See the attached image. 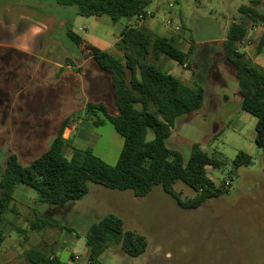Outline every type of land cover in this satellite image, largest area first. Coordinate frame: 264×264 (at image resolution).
Wrapping results in <instances>:
<instances>
[{
  "label": "rangeland",
  "instance_id": "1",
  "mask_svg": "<svg viewBox=\"0 0 264 264\" xmlns=\"http://www.w3.org/2000/svg\"><path fill=\"white\" fill-rule=\"evenodd\" d=\"M8 2L39 7L46 12L52 11L48 7L50 4L62 10L71 11L74 8L60 7L55 0ZM158 2L159 0H152L148 9L153 11ZM161 2L166 8L168 3H174L172 13L180 16L183 26L180 24L179 28L180 31L183 29L184 38L193 43H201L195 45L188 55L197 68V72L194 71L193 79L196 83L193 86L203 88L208 74H211V80H218L220 68L225 63L231 67L225 60L224 49L218 40L226 34L232 21L242 23L245 18L249 22L239 12V8L251 5L252 0ZM260 4V10L264 12V0H260ZM69 16L71 14H65V17ZM156 17L160 18L158 15ZM92 22L90 19L85 21L87 30L81 32L78 39L85 40L87 33L108 35L105 29L118 27L110 23L106 28L96 29ZM101 22L110 21L103 17ZM46 37L56 40L55 46L69 51L71 57L80 54L75 42L66 36L63 28H53ZM258 42L256 40L253 43L251 55L254 57L257 56ZM117 54L121 56V53ZM10 60L5 52H0V179L10 153L16 154L20 165L28 166L49 148L61 121L70 115L74 131H66L64 139L70 141L75 148H90L96 157L107 165L114 166L122 149L123 139L108 123L95 127V117L87 116L82 109L83 98L98 92L108 112L117 115L110 74L98 68L101 75L90 81L82 75L83 72L87 74L92 70V65H88L76 81L71 80L72 89L68 95L64 93L62 99L44 82H38L34 90H24L17 96L19 87L26 85L20 84L16 79L19 74L17 68L10 65ZM148 61H153V58L149 57ZM258 62L264 64V46L258 54ZM176 66L180 68L179 65ZM34 67L33 64L23 66L22 77L28 78ZM161 69L163 72L167 71ZM223 86L213 83V88L207 95L210 103L176 120L166 146L180 153L185 162L194 144L209 156L224 162L222 169L208 167L206 171L217 187L225 184L223 186L229 189L227 194L209 199L196 209L183 210L163 191L161 185L153 187L145 197H135L130 190L106 189L89 183L87 195L80 200L50 206L39 203L32 189L19 185L13 193L12 201L17 206L16 203L10 205L12 215L7 212L3 219L8 223L9 217H14L11 220L15 223L18 221L23 231L19 228L14 230L15 226L7 223L6 229L3 224L0 225V234L4 235L0 248L5 246L6 260H13L8 263L29 264L26 252H23V247L28 246L26 235L36 233L40 238L39 231L51 230L56 234L55 244L42 249L44 255L53 253L61 264H87L86 233L91 225L103 217L114 215L121 219L124 231L143 236L147 247L141 256L131 258L119 246H111L98 258V264H264V149L258 148L254 143L255 117L237 109L235 101L240 97L236 81L224 79ZM219 94L229 96L230 102L224 105L218 98ZM13 102L16 103L17 112L21 113V123L14 122L12 118L2 122L1 113ZM235 117L248 119L239 133L228 128L229 122ZM21 128L25 141L15 133ZM5 130L8 133H4ZM152 137V132H149L148 139ZM238 152L249 155L252 164L234 170L232 161ZM63 153L65 157L71 158V145H66ZM173 189L182 200L192 199L195 195L181 182H176ZM51 212L56 214L49 215ZM35 216L47 219L51 226L32 230L30 222ZM18 217L23 218L22 221ZM11 222L9 224H15ZM72 255L78 256V259H73ZM1 261L0 264H4L2 258Z\"/></svg>",
  "mask_w": 264,
  "mask_h": 264
},
{
  "label": "trees",
  "instance_id": "2",
  "mask_svg": "<svg viewBox=\"0 0 264 264\" xmlns=\"http://www.w3.org/2000/svg\"><path fill=\"white\" fill-rule=\"evenodd\" d=\"M60 6H74L82 17H108L116 22L120 19H137L146 16V8L152 0H55ZM260 0L241 6L239 12L251 22L264 24V12ZM243 24H231L223 48L226 59L235 71L242 111L255 117L254 143L264 149V70L258 68L238 52L236 44L245 38ZM82 57H90L101 71L109 73L117 115H111L103 103L88 102L85 112L95 117V127L110 124L123 139V146L114 166H109L96 157L90 148L78 149L64 139L63 133L72 118L63 120L49 148L28 166L20 165L15 154L10 153L0 179V225L3 216L10 210L13 193L17 186L32 189L39 203L61 206L78 201L88 193L89 183L106 189L130 190L135 197H145L153 187L161 185L183 210H193L209 199L227 194L229 189L217 187L208 177V167L222 169L225 164L194 144L185 162L180 153L166 146L172 127L181 116L199 110L204 101L203 89L189 87L179 79L164 73L151 57L167 58L184 65L188 53L181 51L175 38L151 37L142 28H130L122 32L116 44L121 56L91 47L71 32ZM264 46V37L258 43L259 52ZM153 137L148 139V133ZM71 145V158L65 157L63 149ZM252 164L249 155L238 152L232 161L237 170ZM181 182L195 195L182 200L173 185ZM230 186V185H229ZM32 230L51 226L47 219L35 216L30 222ZM2 236L0 234V242ZM87 264H98V258L111 246H119L131 258L141 256L147 247L143 236L124 231L120 218L107 215L90 226L85 235ZM29 264H61L57 258H48L44 252L31 249L25 254Z\"/></svg>",
  "mask_w": 264,
  "mask_h": 264
},
{
  "label": "crops",
  "instance_id": "3",
  "mask_svg": "<svg viewBox=\"0 0 264 264\" xmlns=\"http://www.w3.org/2000/svg\"><path fill=\"white\" fill-rule=\"evenodd\" d=\"M56 5L58 4L56 3ZM48 7L52 9L51 11L52 13L46 12L40 9L39 7L28 6L18 2L11 3L8 2V0H0V52L2 51L5 52V55H8L11 58L10 65L15 66L19 74L16 79L19 81L20 84L22 83V85L23 84L26 85L25 87H21V86L19 87L20 89L17 96H19L24 90H29V89L34 90L37 87L38 82H44L52 92L57 93L55 94L57 95V97H60V99H62V97H64V93H67L68 95V92L71 91L70 89H72L71 80L76 81L75 79L77 77H80V75L88 65H92L91 66L92 70H90L87 74H85L84 72L82 74L88 80L92 81L93 79L101 75L98 66L90 57L85 58L82 57L81 54H79V55H75V57L73 58L71 57L69 51H67L66 49L57 48L55 46L57 45L56 40L53 39L51 40L50 38L46 37L55 27L63 28V30L66 33V36L69 37L68 36L69 32H71L75 36H78L81 32H77V30L81 27H84L85 30L83 32H86L87 27L85 26V21H87V19L93 21L92 24L96 29H102L104 27L106 28V26H108L110 23H114L115 25H118V27L114 29L111 28L105 29L108 35H104L102 33L97 35L87 33L85 40H81V41L91 47L97 48L100 51L108 52L116 56H119V54H117L119 52L116 49V44L120 40L121 34L124 30L130 28H142L151 37L154 36H161L166 38L174 37L176 39L175 40L176 46L184 53H188V55L191 54L193 47L195 45L201 44V43H193L190 40H186L182 34L183 29L178 33H174L171 26L166 25L164 23L165 16L170 15L173 18V22L175 24L178 25L181 24L180 16L172 13L174 3H168L166 8L162 4L161 0H159V2L155 5L153 11H150L147 6L145 12L146 16L143 17L142 19L139 18L120 19L114 22L107 17L108 21H110L108 23L101 22L103 16L89 17V18L79 16L77 14V9L74 6H60V7H74L71 11L62 10V8L55 7L52 4L48 5ZM66 13L68 15L71 14L72 17L71 16L65 17ZM156 15L160 16V18L157 19ZM233 23L239 24L236 21H232V24ZM240 24H243L246 27V34L243 41L241 43L236 44L238 52L245 55L246 59L249 60L252 65L264 70V64L258 62V54L260 53L261 50L259 52L258 51L256 52L257 53L256 57H254V55H251L254 46L253 43L256 40L260 41V39L264 37V24L260 22H251L250 20L248 22L245 18H243L242 23L240 22ZM230 26L231 25L228 26V29ZM226 34L223 35L218 40V42L221 43L222 47H223V42H225L226 40ZM224 55H225L224 56L225 60L227 61L225 51H224ZM151 62L156 63L161 71H162L161 68L166 69L167 71L164 73H167L179 79L186 86L195 87L193 85L196 83V80H194L193 78L195 75L194 71L196 70L197 72V68L193 63L194 62L193 60H190L188 58L187 62L184 65H180L177 62L167 58L166 56L160 55L158 56L157 60L153 59V61ZM25 64L26 65L33 64L35 66L32 74H30L28 78L22 77L23 66H26ZM176 65H179L180 68H178ZM184 71L187 72L185 73ZM221 74L223 76H221ZM210 75L211 74L207 75V81L203 83L204 85L202 89L204 93V101L202 107H204L206 103L208 104L210 103V101L207 98V95L210 93V89L213 88V83H219L220 86L222 87H224L223 86L224 79H229L230 81L235 80L237 83L234 69L232 67L229 68L226 63L225 66L221 67L220 71L218 72L219 75L218 80H211L212 78ZM21 88L23 89L21 90ZM218 98L219 100L223 101L224 105H227L230 102V98L226 94H219ZM88 102L103 103L102 98L100 97V95H98V92H94L93 94L86 95L83 98V103H82L83 104L82 109L84 113H85V106ZM235 102L238 107L237 109L243 113L244 111H242L240 108L241 98H239ZM17 111L18 110L16 109V103L13 102L12 105L9 106V108L4 109V112L1 113V115L3 116L2 122L5 119L9 120V118H12L14 122L21 123L22 121L21 113ZM69 117H66L65 119ZM247 120L248 119L245 117H243V119H239L238 117H235V119L229 122L230 125L228 128H230L235 133H239L242 131L243 127L245 126V122ZM256 122L257 120L254 122V125H256ZM71 123L70 126L64 130L63 137L66 131H70V132L74 131L73 125H71ZM4 133H8L7 130H5ZM15 133H17L20 136V138L23 139V141H25L22 128L16 130ZM23 144L24 142L22 143V145ZM15 203L16 202L11 203V205ZM15 205L17 206V203ZM8 213L12 215L11 208L8 211ZM52 214H56V213L51 212L49 215ZM13 218L9 217L10 219L9 222L12 221L11 223H15L13 220H11ZM22 219L19 218V220L21 221ZM9 222L7 223L6 221H4L2 223L4 225V229H6L5 226L7 223L9 226L14 225L15 226L14 230L16 228L17 229L19 228L21 231H23V227L18 225V221L15 224H9ZM1 228H3V226ZM39 232L41 233L40 238L39 236H37L38 234L36 233L30 234V236L26 235L28 246L23 247V252L27 253L29 250L35 248L43 252L42 249H44L47 246H53L55 244L56 234H54L53 231L46 230ZM2 237H3L2 239H4L3 234ZM2 242L3 240H1L0 245L2 244ZM1 248H0V261L2 258L4 260V264H9L8 262H12L13 260L12 259L9 261L6 260L7 248L5 246L3 247V249ZM46 256L50 259L57 258L53 255V253L52 255L50 254ZM72 258L77 260L78 256L72 255ZM16 259L17 258L15 257L14 260ZM13 264L16 263L14 262Z\"/></svg>",
  "mask_w": 264,
  "mask_h": 264
},
{
  "label": "built area",
  "instance_id": "4",
  "mask_svg": "<svg viewBox=\"0 0 264 264\" xmlns=\"http://www.w3.org/2000/svg\"><path fill=\"white\" fill-rule=\"evenodd\" d=\"M142 18H143V17H139V19H142ZM164 23H165L166 25L171 26V28L173 29V32H174V33H178V32L180 31L179 25H178V24H175V23L173 22V18H172L170 15L165 16V18H164ZM84 30H85V28H84V27H81V28H79V29L77 30V32H83Z\"/></svg>",
  "mask_w": 264,
  "mask_h": 264
}]
</instances>
